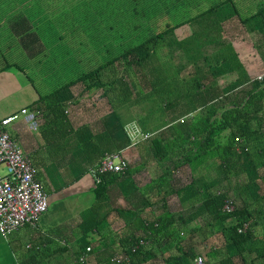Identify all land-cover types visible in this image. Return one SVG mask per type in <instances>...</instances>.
Listing matches in <instances>:
<instances>
[{
	"label": "crops",
	"instance_id": "obj_1",
	"mask_svg": "<svg viewBox=\"0 0 264 264\" xmlns=\"http://www.w3.org/2000/svg\"><path fill=\"white\" fill-rule=\"evenodd\" d=\"M190 27L173 34L176 49L170 46L169 60L163 59V45L144 76L123 74L120 91L85 94L76 86L61 93L70 135L35 109L43 90L12 67L0 72V120L22 109L36 113L38 131L22 118L7 131L35 165L47 198L56 196L65 211L57 219L47 203L36 227H20L7 238L0 233V264H80L82 253L88 264H114V255L131 258L122 244L136 238L144 239L141 264H195L197 257L204 264L236 263L222 222L210 219L209 187L214 183L213 190L225 191L258 214L264 212V186L258 177L247 176L241 161L234 160L227 176L219 166L211 170L213 158L204 152L187 156V128L210 99L263 74L264 56L258 73L259 53L251 36L237 35L233 44L219 35L217 42H200L197 37L205 30ZM133 123L151 137L131 146L127 127ZM116 154L127 162L125 171L105 174L95 183L90 170ZM4 171L1 167L0 175ZM257 216L254 231L261 243L264 216ZM156 227L162 229L150 234Z\"/></svg>",
	"mask_w": 264,
	"mask_h": 264
},
{
	"label": "trees",
	"instance_id": "obj_2",
	"mask_svg": "<svg viewBox=\"0 0 264 264\" xmlns=\"http://www.w3.org/2000/svg\"><path fill=\"white\" fill-rule=\"evenodd\" d=\"M193 24L205 30L197 37L200 42H217L219 35L233 44L237 35L246 38L251 32L264 40V0H0V72L12 67L25 74L44 91L35 109L67 130L61 93L76 86L85 94L92 89L120 91L123 74L144 76L169 36ZM188 123L187 156L204 152L213 158L211 170L219 166L226 175L236 166L234 160L241 161L247 176L258 177V185L264 186V81L232 85ZM259 141L263 144L257 145ZM213 187L211 183L206 207L210 219L222 222L224 241L235 249V264H264V241L254 231L257 215L264 212L256 214L235 201L234 210L226 212L223 204L229 196ZM161 229L152 228L150 234ZM141 240H130L128 250L122 244L130 264H141Z\"/></svg>",
	"mask_w": 264,
	"mask_h": 264
},
{
	"label": "built area",
	"instance_id": "obj_3",
	"mask_svg": "<svg viewBox=\"0 0 264 264\" xmlns=\"http://www.w3.org/2000/svg\"><path fill=\"white\" fill-rule=\"evenodd\" d=\"M255 80L264 81V73L258 75ZM18 118H22L32 131H38L39 128L36 113L27 109L0 120V165L5 167L4 174L0 175V233L5 238L20 227H36L40 217L47 211V195L36 179V167L7 131V127ZM180 122H183V119H180ZM127 133L131 146L151 137L150 133L144 132L134 123L127 127ZM126 167L127 162L120 155H109L90 170V175L95 183L99 184L103 175L122 174ZM234 208V200L226 198L223 209L232 212ZM247 225L245 223L238 232H243ZM139 245H144V241L141 240ZM135 252L136 249H132V254ZM86 261L87 253H82L78 262L84 264ZM110 261L114 264H130V258L121 255H114ZM195 264H204L203 258L197 257Z\"/></svg>",
	"mask_w": 264,
	"mask_h": 264
},
{
	"label": "rangeland",
	"instance_id": "obj_4",
	"mask_svg": "<svg viewBox=\"0 0 264 264\" xmlns=\"http://www.w3.org/2000/svg\"><path fill=\"white\" fill-rule=\"evenodd\" d=\"M205 24H206V21L204 23H202V25H205ZM193 25L194 26L192 27V29L201 30L200 29V27H202L201 24H193ZM188 27L189 26L184 27V28H188ZM169 37H170V40H168V42H166V44L164 45L166 47H165V49L163 51V54H164V58L163 59H166V60L170 59V57H169L170 56V52H169L170 51V46L172 47L173 51L176 49L174 47V43L171 42V38H173L174 36L171 35ZM251 38H252V41L256 44L255 47H256V49H257V51L259 53V57H258L259 59L256 62V66H254V67H256V69H258L257 72L259 73V71H260L259 69H260V67L262 65V62H261L260 59L262 58V56H264V40L256 32H251ZM234 43H236V41ZM1 167H4V165H0V170H1ZM47 199H48L47 203H48V205L51 208L50 209L51 213L55 212V215H56L57 219L58 218H62V216H64V213H65V211H63V209H61V206H62L63 202L61 200L56 199V196H53L51 194H50V196H48Z\"/></svg>",
	"mask_w": 264,
	"mask_h": 264
}]
</instances>
